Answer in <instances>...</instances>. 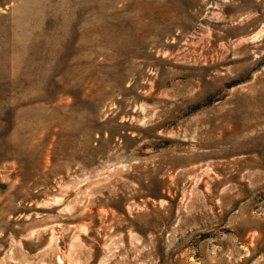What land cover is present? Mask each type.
Listing matches in <instances>:
<instances>
[{"label":"rangeland","instance_id":"1","mask_svg":"<svg viewBox=\"0 0 264 264\" xmlns=\"http://www.w3.org/2000/svg\"><path fill=\"white\" fill-rule=\"evenodd\" d=\"M0 264H264V0H0Z\"/></svg>","mask_w":264,"mask_h":264}]
</instances>
